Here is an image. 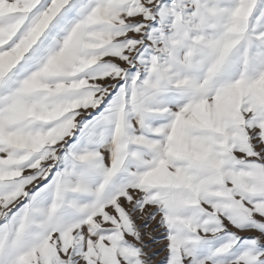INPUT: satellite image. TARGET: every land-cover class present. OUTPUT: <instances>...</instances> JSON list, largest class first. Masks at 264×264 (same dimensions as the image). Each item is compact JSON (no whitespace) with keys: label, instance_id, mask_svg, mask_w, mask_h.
<instances>
[{"label":"snow or ice","instance_id":"snow-or-ice-1","mask_svg":"<svg viewBox=\"0 0 264 264\" xmlns=\"http://www.w3.org/2000/svg\"><path fill=\"white\" fill-rule=\"evenodd\" d=\"M0 264H264V0H0Z\"/></svg>","mask_w":264,"mask_h":264},{"label":"rangeland","instance_id":"rangeland-1","mask_svg":"<svg viewBox=\"0 0 264 264\" xmlns=\"http://www.w3.org/2000/svg\"><path fill=\"white\" fill-rule=\"evenodd\" d=\"M244 235H247V234H244Z\"/></svg>","mask_w":264,"mask_h":264}]
</instances>
